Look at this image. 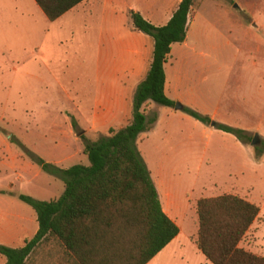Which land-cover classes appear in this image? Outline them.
Segmentation results:
<instances>
[{"label":"rangeland","instance_id":"rangeland-1","mask_svg":"<svg viewBox=\"0 0 264 264\" xmlns=\"http://www.w3.org/2000/svg\"><path fill=\"white\" fill-rule=\"evenodd\" d=\"M36 7L34 0H0V243L12 247L36 230L29 211L35 212L18 194L50 201L64 190L26 150L62 168L88 164L85 143L130 121L139 79L129 84L121 74L111 76L126 66L123 43L143 48L144 72L152 57V38L135 29L129 8L120 17L91 19L88 29L86 16L96 17L99 10L51 22ZM191 24L188 41L173 44L167 92L214 122L204 124L153 101L143 106L157 120L138 137L137 148L154 183L164 184L184 209L178 241L147 264H210L196 246V204L225 193L259 207L239 245L264 257V0H196ZM118 82L127 95L112 114L111 90ZM214 123L242 128L247 138L242 142ZM255 134L260 142L252 145ZM17 215L27 219L20 222ZM27 264L74 263L50 237Z\"/></svg>","mask_w":264,"mask_h":264},{"label":"trees","instance_id":"trees-1","mask_svg":"<svg viewBox=\"0 0 264 264\" xmlns=\"http://www.w3.org/2000/svg\"><path fill=\"white\" fill-rule=\"evenodd\" d=\"M84 0H35L49 21L63 16ZM196 0H181L170 20L156 26L141 13L130 11L136 30L153 39L149 69L132 99L130 122L94 142H86L88 164L62 168L32 150L29 158L64 184L62 194L50 201L18 194L36 214L38 229L19 247L0 243L4 264H27L37 248L56 238L74 264H147L179 233L164 212L150 171L136 141L152 128L157 116L147 117L143 106L156 102L174 106L165 93V63L173 43L186 38L188 16ZM196 120L213 123L210 116L184 106ZM76 126V124H74ZM215 128L244 142L247 131L224 123ZM258 149V148H256ZM196 246L211 264H264V257L239 244L258 218L259 207L238 195L225 193L200 198L196 204Z\"/></svg>","mask_w":264,"mask_h":264},{"label":"crops","instance_id":"crops-1","mask_svg":"<svg viewBox=\"0 0 264 264\" xmlns=\"http://www.w3.org/2000/svg\"><path fill=\"white\" fill-rule=\"evenodd\" d=\"M180 2H181V0H84L81 3H79L78 5H76L74 8H72L71 10L66 12L60 18L65 17L69 14L80 15L83 17L82 14L87 10H88V12H89V10L92 12H94L95 10H99L100 13L96 17L92 18L89 14L86 16L87 20H89V22H90V26H86V28L89 29L91 27V23H92L91 19L99 18V17L104 19L105 17H107V16L109 17L110 15H118L120 17V13L123 12L125 9L129 8L132 11L141 13L142 16L145 19H147L148 21H150L152 24H154L156 26H161V25L166 24L170 20L172 14L177 9ZM34 4H36L35 0H34ZM36 6H37L36 8H37V10H39L40 14L42 16L44 15L46 17V15L41 10V8L37 4H36ZM191 9H192V7H191ZM190 12H191V10H190ZM190 12H189V16H188L186 38L183 42L188 41V39H189L188 31L190 30V28L194 24V22H193V24H191V26L188 28ZM89 13H91V12H89ZM60 18H58L57 20H59ZM124 34H125V28L123 27L122 33L118 34V36L114 40L117 39L116 41H117V43H119L120 38L122 36H124ZM148 37H150V36H148ZM173 44L171 47L170 55L173 52V47H174ZM122 48H123L122 49L123 54L127 55V57H128L126 59V61L124 62L125 63L124 65H126V66L122 69L117 67L116 69H114L112 71L111 76L118 77V75L121 74L120 77L124 76L125 81H127V83H129V84L131 82H134L137 79H139L138 81L140 82L145 77V75L149 69V66H150V63H149L148 68H146V70L144 72V69H143L142 65L140 64V60H141V57L143 54V48L139 45L138 46H127L124 43H123ZM152 52H153V39H152ZM170 55L168 56V59H169ZM151 59H152V57H151ZM168 59H167V62L165 63V73H166L165 93L170 98V94L167 92L168 69H167L166 65L168 63ZM105 62H106V60L104 59V57H102L101 58L102 66H103V64H105ZM150 62H151V60H150ZM102 66H101V70L104 69V67H102ZM105 74H106L105 76L111 77L109 74L107 75V72ZM138 83H137V85H138ZM126 95H127V88L125 85H122L120 82H118L117 84H114V86L112 87V90H111V96L114 97V99L111 101V103L113 105H112V108L109 109L110 112H112V114L115 112H117L116 114H118L120 112L121 106L125 102ZM170 99L174 100L173 98H170ZM131 112H132V110H131ZM131 117H132V114L130 116V120H131ZM123 127H121V128H123ZM154 184H155V187L157 189L159 199H160V202H161V205H162L164 212L168 215V217L171 220H173L177 225H179L184 209H182L181 205H178L174 201L173 195L170 192H168V190L164 187V184L162 186L161 183L160 182L158 183L157 181H155ZM29 212H30L31 216L32 215H33V217L36 216V214L32 213L31 211H29ZM17 218L20 222L27 219L26 217L22 218L20 215H17ZM35 229H36L35 230V233H36V231L38 229L37 219H36ZM181 234H182V228L179 227L178 235L167 246H169L171 243L172 244L176 243L178 241V238L181 236ZM165 248H163L153 259L158 258V256H161L163 254ZM202 259L208 261L211 264V262L209 260H207L206 257L202 258ZM4 263H5V258L0 262V264H4Z\"/></svg>","mask_w":264,"mask_h":264},{"label":"water","instance_id":"water-1","mask_svg":"<svg viewBox=\"0 0 264 264\" xmlns=\"http://www.w3.org/2000/svg\"><path fill=\"white\" fill-rule=\"evenodd\" d=\"M235 6H236V5H235ZM183 107H184V106H183V104H182L181 102H175V104H174V108H175L176 110H182ZM212 125H213V123H212ZM259 142H260V139H259L258 134H255V135L253 136L252 140H251V144H252V145H257Z\"/></svg>","mask_w":264,"mask_h":264}]
</instances>
